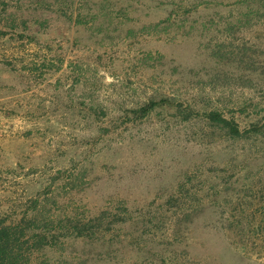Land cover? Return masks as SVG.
Listing matches in <instances>:
<instances>
[{"label": "rangeland", "instance_id": "374dc122", "mask_svg": "<svg viewBox=\"0 0 264 264\" xmlns=\"http://www.w3.org/2000/svg\"><path fill=\"white\" fill-rule=\"evenodd\" d=\"M0 1L45 26L0 40V218L38 200L56 234L23 244L25 264H264V130L126 120L162 97L200 114L262 105L264 0H72V21Z\"/></svg>", "mask_w": 264, "mask_h": 264}, {"label": "trees", "instance_id": "16d2710c", "mask_svg": "<svg viewBox=\"0 0 264 264\" xmlns=\"http://www.w3.org/2000/svg\"><path fill=\"white\" fill-rule=\"evenodd\" d=\"M11 2H13V0H11ZM13 3L15 8H22V6L18 4V0H14ZM25 3H27L23 5V9L25 10L38 11L45 7L59 13L68 21H72V10L74 5L72 0H65V2H63V0H27ZM11 5L12 4H7V2L4 3L0 1V24L4 20L9 23L5 24V26H0V40L7 36V32L3 30V27L5 28L7 25H10L11 31H15L20 39L26 37L28 41H32L37 38L36 40L38 41V39H40L38 33H41V30H44L42 27L45 28V26L42 25V22L38 18H31L32 20H30L29 18L20 16L19 20H17L14 13L7 15L6 8ZM68 10L70 12H68ZM75 17L78 18V15ZM30 21L38 26L34 34H32L31 30L35 28L31 29L28 24ZM75 21L78 22L79 19ZM17 29L19 31H17ZM248 108H252V111L256 115L249 118L246 122L238 120L239 116H236V114H243ZM153 112H155L157 116H164L167 114L170 115V117L180 118L182 122H188L196 117H201L210 129L229 140L242 139L252 134L261 135L264 130V103L259 105L252 101L240 108L239 111H231L229 114L217 109L208 110L200 114L191 109L189 105L176 102L174 99L162 97L150 99L144 102L139 108L131 110L130 114H127L126 120L130 122L142 121L147 119ZM260 113L261 116H257L260 115ZM37 203L38 200H34L31 213H26L19 219H11L8 222L6 218H0V264H25L22 261L23 254L21 247L23 244H28L31 241L36 250H42L45 246H49L53 239L56 238V234L53 230L55 227L52 226L53 222L49 220L47 222L38 220L40 219V211H37V207H35ZM260 215L258 225L263 229L264 211ZM244 218L239 219L248 222V218ZM49 224L51 226H49ZM57 226L60 225L57 224ZM63 229L65 228L59 227L57 231L59 232ZM67 231L70 233V236L80 234V229L77 226ZM29 263L28 261L26 264Z\"/></svg>", "mask_w": 264, "mask_h": 264}]
</instances>
